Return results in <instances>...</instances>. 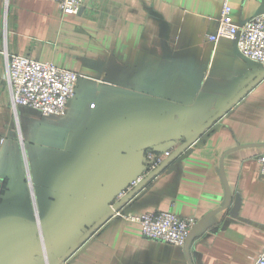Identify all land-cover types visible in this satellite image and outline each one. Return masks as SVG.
I'll list each match as a JSON object with an SVG mask.
<instances>
[{
    "label": "crops",
    "instance_id": "0c3cea01",
    "mask_svg": "<svg viewBox=\"0 0 264 264\" xmlns=\"http://www.w3.org/2000/svg\"><path fill=\"white\" fill-rule=\"evenodd\" d=\"M223 1L84 0L62 17L52 0H0V51L81 75L64 115L13 110L0 53V264L64 257L143 173L148 151H174L212 120L120 208L195 218L185 245L116 215L61 264H254L264 66L233 40H203ZM229 3L237 23L264 13V0Z\"/></svg>",
    "mask_w": 264,
    "mask_h": 264
},
{
    "label": "built area",
    "instance_id": "2783aa9c",
    "mask_svg": "<svg viewBox=\"0 0 264 264\" xmlns=\"http://www.w3.org/2000/svg\"><path fill=\"white\" fill-rule=\"evenodd\" d=\"M56 3L60 15L76 14L84 0H52ZM220 38H227L236 42L237 52L245 59L264 66V13H258L240 23L233 20L229 0H224L220 15L216 21L213 33L204 36L203 40L215 43ZM5 58V79L9 88L11 107L26 106L38 110L42 115L65 114L67 102L73 97L75 86L81 77L77 72L57 66L52 62H42L8 53L1 49ZM173 150H166L159 154L148 151L145 155L143 173L130 183L121 198L136 187L143 179L162 164ZM256 160L260 172L264 175V153ZM120 198V199H121ZM125 216L128 221L137 223L143 236L164 241L173 245L183 246L187 243L193 227L197 221L193 217L179 216L170 211L146 212L143 214L121 213L115 216ZM42 255L46 258L45 250ZM254 264H264V244Z\"/></svg>",
    "mask_w": 264,
    "mask_h": 264
},
{
    "label": "water",
    "instance_id": "95a60500",
    "mask_svg": "<svg viewBox=\"0 0 264 264\" xmlns=\"http://www.w3.org/2000/svg\"><path fill=\"white\" fill-rule=\"evenodd\" d=\"M262 66V65H261ZM264 76V72L260 75V77L258 78V80ZM236 100H234L233 102H231L229 104V106H231ZM225 111V110H224ZM222 112H219L218 115H220ZM216 119V118H214ZM213 120L211 122H209L207 124V126L202 130L205 131L207 130L211 124H213ZM200 132V134L202 133ZM194 136L193 138H191L190 140L186 141L184 144H182L179 148H177L176 150H174L172 152V154L162 163L160 164L155 170H153L150 174H148L142 182H140L136 187H134L132 190H130L125 196H123L118 204H116L115 206L112 207V209L110 210V212L104 217L102 218L99 222H97L95 224V226L88 231V233L83 237L82 241L84 239H86L98 226L102 225L107 219H109L110 217L115 216V213L117 211H120L121 213H125L126 211L120 210L121 206L123 203H125L126 201H128L130 198H132L139 190H141L151 179H153L159 172H161V170L166 167L173 159H175L176 157L182 155V153L188 149V147L197 140V138L199 137V135ZM81 240L79 242H77L70 250L69 252L62 258L58 259L56 262L51 263V264H61L82 242ZM45 264H49L47 263V261L45 262Z\"/></svg>",
    "mask_w": 264,
    "mask_h": 264
}]
</instances>
